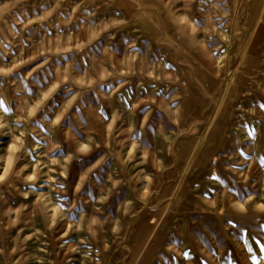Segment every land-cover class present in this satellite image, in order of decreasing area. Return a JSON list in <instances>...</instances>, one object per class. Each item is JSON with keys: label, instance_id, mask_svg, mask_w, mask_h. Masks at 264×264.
Instances as JSON below:
<instances>
[{"label": "rangeland", "instance_id": "374dc122", "mask_svg": "<svg viewBox=\"0 0 264 264\" xmlns=\"http://www.w3.org/2000/svg\"><path fill=\"white\" fill-rule=\"evenodd\" d=\"M0 264H264V0H0Z\"/></svg>", "mask_w": 264, "mask_h": 264}]
</instances>
